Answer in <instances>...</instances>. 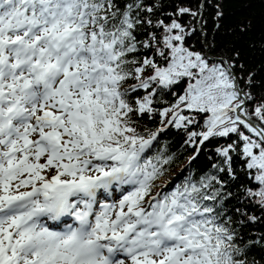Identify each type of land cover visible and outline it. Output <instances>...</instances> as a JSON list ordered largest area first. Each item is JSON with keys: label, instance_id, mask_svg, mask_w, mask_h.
<instances>
[{"label": "snow or ice", "instance_id": "obj_1", "mask_svg": "<svg viewBox=\"0 0 264 264\" xmlns=\"http://www.w3.org/2000/svg\"><path fill=\"white\" fill-rule=\"evenodd\" d=\"M203 7L0 0V264H264V234H242L264 213V97L249 109L239 52L188 45ZM170 127L189 165L229 142L177 179Z\"/></svg>", "mask_w": 264, "mask_h": 264}, {"label": "trees", "instance_id": "obj_2", "mask_svg": "<svg viewBox=\"0 0 264 264\" xmlns=\"http://www.w3.org/2000/svg\"><path fill=\"white\" fill-rule=\"evenodd\" d=\"M163 8L166 12H172L174 5L189 6L194 9L198 8L201 3L205 7L200 9L202 24L198 20H193L189 16H184L182 22L187 24L192 22V26L197 29L195 34L187 38V43L194 46L196 50H203L210 61L227 60L230 56H234L239 52L238 64L244 66L243 71H238V75L245 76L251 74L254 77V86L246 91H251L255 96V100L249 102L248 107L251 109L254 104L259 103L264 97V0H162ZM217 5L219 11L223 15L216 17ZM186 87V81L179 86H174V91L183 94ZM169 100L174 97L169 96ZM188 115H196L195 113H185ZM203 115V114H201ZM201 115H196L197 121L203 125ZM210 115V114H207ZM148 127L155 129L159 127V121H147ZM185 136L182 132L175 128H168L160 134L156 148L167 147L169 152L177 153V159L169 172L170 177L181 178L177 174L181 173V169H189L182 175L202 174L211 169V165L218 161L215 152L216 147L229 142L227 138H218L206 142L202 151L197 158L189 165L188 158L194 154L191 147L183 145ZM245 180L241 175L237 181L232 183L238 184ZM235 192L236 189L234 188ZM231 208L240 207L237 199L233 198L229 201ZM252 208L250 215H256L258 220L255 223H247L242 226V234L247 236L259 237L264 234V213L259 208ZM254 254L259 257L264 254L261 249H253Z\"/></svg>", "mask_w": 264, "mask_h": 264}]
</instances>
